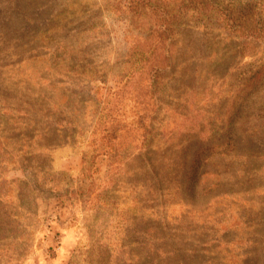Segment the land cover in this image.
Listing matches in <instances>:
<instances>
[{
    "label": "rangeland",
    "instance_id": "374dc122",
    "mask_svg": "<svg viewBox=\"0 0 264 264\" xmlns=\"http://www.w3.org/2000/svg\"><path fill=\"white\" fill-rule=\"evenodd\" d=\"M127 1L0 0V264H264V0Z\"/></svg>",
    "mask_w": 264,
    "mask_h": 264
},
{
    "label": "trees",
    "instance_id": "16d2710c",
    "mask_svg": "<svg viewBox=\"0 0 264 264\" xmlns=\"http://www.w3.org/2000/svg\"><path fill=\"white\" fill-rule=\"evenodd\" d=\"M128 8L129 10L134 13L136 16L141 17L142 14L145 12H148L149 14H152V18L155 21V25L159 26H165L168 25L171 21L172 16L170 15L171 12L167 8L164 9V11L155 13V7L152 5L151 1L146 2L145 0H128ZM179 6H186L189 9H191L192 12L195 10L193 8H199V10L195 11L198 15L202 16L203 13L200 11L201 8H205L204 6H210L212 9H214V14L218 15V19H221L223 23H229L233 24L235 26L234 29L238 30V35L242 38H251L254 37L255 35L261 33L263 31L262 27L260 28H253V31L250 29L249 26L244 25L241 23V25H238L236 22L234 23V16L236 15L235 11H229L225 10L223 7V3H216L214 0H182V4ZM165 33V32H164ZM166 59V62L169 63L171 56H164ZM141 62V60H137L135 63ZM143 63V62H141ZM103 139H107L106 141L108 142L110 139L109 134H105Z\"/></svg>",
    "mask_w": 264,
    "mask_h": 264
}]
</instances>
